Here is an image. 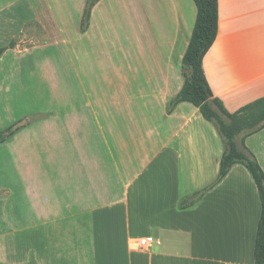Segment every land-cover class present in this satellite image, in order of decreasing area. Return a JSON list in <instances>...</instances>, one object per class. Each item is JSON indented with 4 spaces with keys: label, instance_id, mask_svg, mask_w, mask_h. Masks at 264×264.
Listing matches in <instances>:
<instances>
[{
    "label": "crops",
    "instance_id": "1",
    "mask_svg": "<svg viewBox=\"0 0 264 264\" xmlns=\"http://www.w3.org/2000/svg\"><path fill=\"white\" fill-rule=\"evenodd\" d=\"M86 1L0 0V61L19 52V44L46 45L52 28L55 45L66 44L61 18L76 9L79 25ZM127 1L137 37L151 48L142 75L153 76L152 84L137 90L134 110L123 95L117 121L88 100L55 103V114L40 117L37 141L24 149L26 210L20 218L0 217V252L8 254H0V264L84 260L87 233L89 264H254L261 205L250 174L234 164L215 184L221 137L192 104L171 105L184 83L194 3L98 0L79 34L88 36L97 16ZM216 6L218 31L202 69L213 96L234 113L264 97V0H217ZM10 43L16 48L5 46ZM244 145L264 173V127ZM13 236L21 238L19 249ZM147 237L152 243L141 249L138 240ZM12 250L21 256H10Z\"/></svg>",
    "mask_w": 264,
    "mask_h": 264
},
{
    "label": "rangeland",
    "instance_id": "2",
    "mask_svg": "<svg viewBox=\"0 0 264 264\" xmlns=\"http://www.w3.org/2000/svg\"><path fill=\"white\" fill-rule=\"evenodd\" d=\"M130 3L97 16L92 33L86 37L79 34L80 23L76 25L74 19L78 21L80 17L72 9L61 18L66 44L55 45L56 31L52 28L46 45L19 44V52L14 51L0 61V132L11 127L14 130L0 144V217L20 218L26 210L22 169L28 156H24V149L28 151L30 142L37 141L40 117L55 114V103L69 107L72 102L84 104L88 100L102 117L105 109L117 121V108L125 104L123 95L129 96L130 108L134 110L137 90L152 84L153 76L142 75L143 59H149L151 48L137 37ZM5 46L16 48L17 43ZM241 138L242 135L237 138L239 147ZM82 222L86 225L85 220ZM11 232L14 235L18 230ZM11 239L19 249L21 238ZM82 240L86 246L81 253L84 260L71 262L64 256L60 264L90 263L89 234ZM3 241L0 238V246ZM4 247L5 243L1 249ZM0 254L8 255L3 251ZM9 254L22 253L12 250ZM6 262L20 261L8 258Z\"/></svg>",
    "mask_w": 264,
    "mask_h": 264
},
{
    "label": "trees",
    "instance_id": "3",
    "mask_svg": "<svg viewBox=\"0 0 264 264\" xmlns=\"http://www.w3.org/2000/svg\"><path fill=\"white\" fill-rule=\"evenodd\" d=\"M98 0H87L80 29L85 32L89 25L90 10ZM196 8V16L189 43L181 62V74L184 83L171 105L188 102L198 108L202 117L213 124L224 144V152L220 160L219 183L228 173L231 166L240 164L250 174L260 200L261 213L257 225L253 258L254 264H264V173L254 155L245 147L244 139L264 127V97L229 113L222 102L215 98L210 90L202 69V60L213 44L218 31L217 0H192ZM3 49L0 48V55ZM14 133L13 128L0 132V144ZM242 135L240 147L236 137ZM198 193L194 194L197 196Z\"/></svg>",
    "mask_w": 264,
    "mask_h": 264
},
{
    "label": "built area",
    "instance_id": "4",
    "mask_svg": "<svg viewBox=\"0 0 264 264\" xmlns=\"http://www.w3.org/2000/svg\"><path fill=\"white\" fill-rule=\"evenodd\" d=\"M152 243V238L147 237V238H141L138 240V246L143 249L147 246H149Z\"/></svg>",
    "mask_w": 264,
    "mask_h": 264
}]
</instances>
